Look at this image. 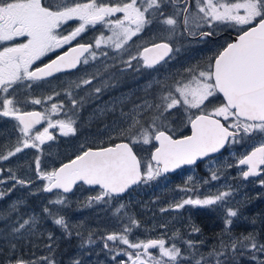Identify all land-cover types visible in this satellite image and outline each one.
I'll return each instance as SVG.
<instances>
[{
    "label": "snow or ice",
    "instance_id": "1",
    "mask_svg": "<svg viewBox=\"0 0 264 264\" xmlns=\"http://www.w3.org/2000/svg\"><path fill=\"white\" fill-rule=\"evenodd\" d=\"M191 2L192 0H184L182 9L176 8L172 15H165L164 6L169 3L175 6L179 0H71V3L69 0H0V93L4 94L0 96V116L13 117L19 122L20 131L24 134L23 148H39L45 139H53L48 132L49 128L58 125L65 136L74 134L75 128L71 121H56L54 124L48 119V126L43 131L37 130L34 135L29 136L35 125L46 117L40 112H21L17 105L22 101L16 98L15 86L18 83L25 80L37 81L64 69L76 68L84 53H89V57L94 60L96 53L91 50L99 48L102 43L110 44L117 50L124 49L132 37L143 32L153 22L166 26L170 34H175L180 27L178 18L181 15L185 29L189 24H195L199 28L201 22L209 26L215 22L227 23L238 29L236 39L227 43L205 68L196 66L185 69L187 79L182 77L172 88L163 92L159 97L161 103L153 105L146 101L145 105L137 106L155 109L146 125L142 120L133 118L132 123L120 131L119 135L123 137L120 143L85 150L58 169L39 173L38 178L47 182L43 191L59 189L63 193H69L78 182H82L100 186L103 191L95 199L103 200L104 197L121 194L141 181L154 180L181 165L194 164L197 159L218 152L230 139L237 142L236 138L241 132L244 135L264 134V0H195L194 15L189 14ZM113 16L116 19H111ZM70 20H78L80 23L67 35L59 32L62 25ZM97 24L109 26L112 35H101L95 39L94 44L78 43L43 66L36 64L48 53L64 45H71L89 26ZM188 34L196 35L194 32ZM200 35L208 36L211 33L201 32ZM137 47L136 54H130L129 59L124 61L129 68L133 67V60L138 62L137 66L142 61L143 66L152 68L172 52V47L167 42ZM89 57L83 60L84 64H88ZM82 83L90 84L91 80L84 79ZM26 87H31V84ZM100 90L95 89L96 92ZM218 94H222V101L214 104L209 98ZM31 103L41 104L42 101L33 99ZM178 108L187 114L185 126L190 125L191 134L174 138V132L170 134L172 130L166 121L174 115L172 110ZM191 109H196L197 112L191 113ZM57 110L58 106L52 104L51 111L55 113ZM240 138L243 139V136ZM139 144H152L154 150L150 157L137 155L134 147ZM21 151L22 147L18 143L14 151L9 150L6 155H0V160H7ZM239 163L248 166L247 171L242 172L244 178L260 175L264 171L261 168L264 166V140L240 159ZM39 167L37 159L38 172ZM217 178L215 175L212 177ZM12 179L16 177L13 176ZM16 182L21 185L30 183L18 179ZM229 195V192H220L204 199L188 198L175 207L213 205L224 202ZM65 201L66 198H57L50 203L64 205ZM43 211L55 215L48 207ZM237 215V210L227 209L226 230L233 223L231 218ZM28 223L25 220L15 231L24 229ZM54 223L68 228L63 216L55 218ZM124 231L128 232L129 229L125 228ZM193 231L199 229L193 228ZM106 239L142 250L125 252L131 264H169L182 258L181 249L175 243L166 247L164 239L130 242L124 234H110ZM91 242L89 238V243ZM186 243L189 247L193 246L192 241ZM238 245L245 250L250 248L264 253V243L258 244L252 234L232 241L233 257ZM149 249H158L159 258L154 257ZM221 249L215 255H226L227 246L223 241ZM145 256L147 259L143 258ZM165 257L167 260H164ZM252 259L258 258L253 255ZM16 264L26 262L19 259ZM49 264L55 262L49 261ZM75 264H79V261ZM196 264H201V260H197ZM217 264L222 262L218 259ZM258 264H264V260H259Z\"/></svg>",
    "mask_w": 264,
    "mask_h": 264
},
{
    "label": "rangeland",
    "instance_id": "2",
    "mask_svg": "<svg viewBox=\"0 0 264 264\" xmlns=\"http://www.w3.org/2000/svg\"><path fill=\"white\" fill-rule=\"evenodd\" d=\"M194 14L195 11L190 13ZM111 19H116V16ZM79 23L77 20L76 27ZM89 30L87 28L83 33L86 34ZM162 31L163 29L160 30ZM88 34L93 35L95 41L101 35L111 36L112 32L109 26L104 25ZM158 34L160 33L157 31L156 36ZM167 35L179 45L171 60L153 73L144 69L142 61L137 66L138 62L133 60L131 68L124 63L130 54H136L138 50L135 42L144 38V34L132 37V46H126L124 49L117 50L105 43L97 48L96 58H107V61L100 66H90L91 78L96 82L91 81V89L85 88L87 84L82 86L85 88L84 94L79 93L80 89H76L79 94L76 93L75 100V141H44L36 149L23 148L21 141H0V155H6L9 150L14 151L18 143L22 147L21 152L7 160H0V169L14 172L16 179L12 188L16 187L14 190L23 197L11 209L0 210V215H3L0 217V226L8 227L0 228V264H16L19 259L26 264H49V261L67 264L66 260L72 264L76 261H79V264H131L125 252L135 253L142 250L129 248L119 241H108L106 238L110 234L127 235L130 242L164 239L166 247L175 243L181 249L182 258L169 264H196L197 260H201V264H217L218 259L222 264H258L259 260H264V253L255 252L250 248L245 250L239 245L235 257L231 252L232 241L249 233L256 237L258 244L264 243V235L261 237L257 227L264 221V183H261L264 176L245 179L242 175L244 167L239 166V160L256 144L259 145L264 139V134L253 133L244 135L243 139H236L237 142L232 143L225 156L208 164L207 169L210 171L207 175L195 171L179 177H165L162 174L154 180L142 182L121 197L112 195L104 197L103 200H96L95 197L101 194L99 189L85 185L79 186L71 195L46 193L42 190L47 182L38 178L39 173L55 170L57 163L62 164L66 159L81 154L90 144L99 145L105 141L123 139L119 133L132 123L133 118L142 120L146 125L155 109L138 108V105L143 106L146 101L153 105L161 103L159 97L163 92L172 88L182 77L187 79L185 69L206 67L205 54H199L195 49H183L185 54L180 56L182 44L178 42L181 40L179 29L175 34L168 32ZM98 68L106 74L103 78L97 75ZM118 72H122L123 76H117ZM80 78L81 76H76L75 80ZM97 84L107 88V96L100 105L94 104L89 111L87 108L94 102ZM84 100L87 102L85 121L80 119ZM190 111L197 112L196 109ZM172 112L174 115L170 116L166 123L176 133L186 131L187 114L179 108L173 109ZM99 115L103 116L101 120L97 118ZM80 120L84 122L83 126L85 123H93V129L88 126L78 129ZM135 149H138L139 156L150 157L153 146L139 144ZM37 159L40 164L39 172L36 168ZM213 175L218 178L212 179ZM17 179L33 184L21 185L16 182ZM220 192L230 193L224 202L208 206L175 207L185 199H204ZM57 198H66L65 204L50 203ZM21 204L22 206L18 207ZM253 206V210H250ZM45 207L51 209L55 215L45 213ZM227 209L237 210L238 215L231 218L233 223L226 230ZM201 210L208 211L214 217V222L212 219L207 220V228L203 227L204 220L197 222L195 219ZM59 216L64 217L68 224L67 229L54 223V219ZM25 220L29 223L24 229L16 232L15 229ZM4 221L6 222L3 223ZM239 222L246 223L252 231L238 229ZM125 228L129 231L125 232ZM193 228H198L199 231H193ZM203 229L206 232L214 229L217 234L210 238L211 234H207ZM187 241H192L193 246L189 247ZM221 241L227 246V252L226 255L217 256L215 253L222 251ZM149 252L159 258L158 249H149ZM210 253L213 254L209 255ZM248 253L251 256H248ZM253 255L258 259L253 260ZM43 257L48 259H42ZM143 258L147 259L146 256ZM164 260H167V257Z\"/></svg>",
    "mask_w": 264,
    "mask_h": 264
},
{
    "label": "flooded vegetation",
    "instance_id": "3",
    "mask_svg": "<svg viewBox=\"0 0 264 264\" xmlns=\"http://www.w3.org/2000/svg\"><path fill=\"white\" fill-rule=\"evenodd\" d=\"M183 7H184V0H179V3L176 4L175 6L169 3L164 6L165 15H172L175 12L176 8L182 9ZM194 11L196 12L195 0H192L191 6L189 7V14ZM182 20H183V16L181 15L178 18V23L180 24L179 30L181 34V40L178 42L180 43V45L182 44V48L180 50L181 51L180 56L185 54V51L183 49H186V51L187 49H190V50L195 49V51H197L199 54H205L206 66L208 65L210 60L214 59V57L218 54V52L221 51L223 47L226 46L227 43L233 42L238 34V29L231 27L227 23L215 22L211 24V26H209L207 23L201 22V26L199 28H197L195 24H189L187 29H185V27L182 24ZM76 22L77 20H70L67 23L63 24L62 27L58 31L63 33L64 35H67L69 32H71L72 30L76 28ZM153 23L155 25L152 24L150 26L152 28L146 27L144 31L140 33V34L145 35L144 38L140 39L138 42H135V43L138 46V45H144V44L150 45L152 43L167 42L171 44L172 46V53L168 58L156 64L152 68H148L144 66V69L147 72H151V73L155 71H159L163 66H165L171 60L173 55L176 53L177 46L179 45L176 43V41H172L171 39H169L167 35L168 31H167L166 26H163L156 22H153ZM102 26L104 25L97 24L94 27L89 26L88 28L90 30L87 31L86 34L84 33L80 34V36H78L76 40H73L71 42V45H64L63 47L56 49L53 52L48 53L45 57H42L40 61H37L36 64L43 66V64L49 63L52 59H55L58 55L63 54L70 47L76 46L78 43L94 44L95 42L94 36L88 34V32L91 33L92 30L96 28H101ZM161 29H163L162 32H160ZM157 31L160 34L156 36ZM189 32H194L196 33V35H189L188 34ZM201 32H210L211 35L201 36L200 35ZM131 42L132 41H128V43L124 47L132 46ZM137 46L135 45V47ZM136 49L138 50V47ZM91 51L96 52L97 48L94 47ZM86 57H89V53H86L84 56L81 57L80 59L81 63H79V65L76 68L64 69L61 72L55 73L50 77H45L37 81L25 80L22 83H18L15 86V88L17 89L16 98L22 101V103L17 105L20 108L21 112H40L43 116L46 117V119L42 120L40 124L35 125V127L29 133V136L34 135L37 130L43 131V129L48 126V119H50L54 124L56 123V121H65V122L71 121L72 126L75 128L74 134H70L67 136L63 135L59 129V126L57 125L56 127H52L48 129V132L53 137V139L51 140L45 139V141H75L76 139V108H75V104H73V101L76 100L77 94L81 92L83 93V89L85 88L91 89L92 82L89 85L87 84L85 88L82 87L83 85H85L82 83L84 79H90L91 81L94 80V78H91L92 73L89 72L91 70L90 66L92 64L94 66H100L102 63L107 61V58H105V60L102 58H95L93 60L89 57L88 64H84L83 60ZM35 66L36 65H33V67ZM96 72H98L97 75L101 78H103L106 75L104 74V71L101 72L100 68L96 69ZM119 75L123 76V73L118 72L117 76ZM76 76H81V78L76 81L75 80ZM28 84H31V87H26V85ZM96 88H100L101 90L100 92H96L94 90L95 99L93 100L94 102L92 101L93 104H90L91 102L89 103L90 105H88V108H87L89 111H91V107H93L94 104H96L97 106L100 105L103 102V99L107 96L106 87L103 88V86L97 84ZM76 89L78 90L80 89L81 91L79 90L80 92L77 93ZM3 95H4L3 93H0V96H3ZM48 97H51V99H48ZM33 99H40L42 103L33 104L31 103ZM209 99L213 101L214 104H219L222 101V95L218 94L216 97H210ZM205 103L207 104L208 101H206ZM52 104H56L58 106V110L55 113L51 111ZM84 106L85 107L87 106L86 100H84ZM102 117L103 116L99 115V117L97 118L101 120ZM82 123L84 122H82L81 120L78 123V129L80 130L84 128ZM20 127L21 126L19 125V122L15 120L13 117L0 116V141H21L22 142L24 138V134L20 131ZM189 133H190V125L186 126V133L183 134V136L188 135ZM241 136H244L242 132L237 136L236 139L240 138ZM29 143H32V141L29 140ZM232 143L233 142L230 139L228 146L222 153L217 154L215 156L208 157L207 159L198 163L196 166L189 167V168H183L176 173L167 174V175L163 174V175L165 177H179L182 175L184 176L186 173L193 172V171L207 175L208 174L207 172L210 171L207 169L208 164L214 159L225 156V153L232 146ZM256 146H258V144H256ZM28 149H36V148L28 147ZM135 151L137 152V155L139 156L138 149H135ZM67 160L69 159H66L65 161H63V163L66 162ZM59 164L60 163H57V167L61 165ZM245 169L246 168L244 167L243 170ZM13 176L15 177L14 172L7 170V169L0 172V181H2L0 182V193H3V195H0V210H4V209L9 210L16 205V202H18V200L23 199V197L17 194V190H14L16 187L12 188V186L15 183V179H12ZM262 176H264V171H262V174L259 177H262ZM30 184H33V183L30 182ZM93 189H99L101 193L103 191L102 188H93ZM53 193L64 194L61 191H54ZM65 195H71V194H65ZM20 206H22V204L19 205L18 207ZM195 219L197 220V222L203 221L205 219L206 220L212 219L211 221L214 222V217L210 215L208 211L206 210H201L200 213H197ZM203 225H204L203 227H205V224ZM203 231L206 232L205 229H203ZM206 233L211 234L210 238H212L213 236H215V234H217V232L214 229Z\"/></svg>",
    "mask_w": 264,
    "mask_h": 264
},
{
    "label": "water",
    "instance_id": "4",
    "mask_svg": "<svg viewBox=\"0 0 264 264\" xmlns=\"http://www.w3.org/2000/svg\"><path fill=\"white\" fill-rule=\"evenodd\" d=\"M236 39V38H235ZM234 39V40H235ZM160 43H163V42H160ZM89 44H91V43H89ZM87 45V44H86ZM170 46H171V44H170ZM172 47V46H171ZM171 53L172 52H170L166 57H165V59L166 58H168L170 55H171ZM86 53H84L83 54V56L85 55ZM82 57V56H81ZM81 57H80V59H81ZM164 59V60H165ZM79 65V64H78ZM77 65V66H78ZM222 95V94H221ZM191 134V132L188 134V135H190ZM182 137V136H181ZM174 138H178V137H174ZM121 141H118V142H116V143H120ZM228 143L229 142H227L225 145H224V147L223 148H221L218 152H215V153H209V155L208 156H205V157H201V158H199V159H197L196 160V162L194 163V164H191V165H181L179 168H177V169H174V170H170L169 172H167V173H164L165 175H167V174H172V173H176V172H178L179 170H181V169H183V168H189V167H193V166H196L198 163H200V162H202L203 160H205V159H207L208 157H211V156H215V155H217V154H220V153H222L225 149H226V147L228 146ZM113 145V144H112ZM108 146H111V145H108ZM104 147H107V146H104ZM98 148H101V147H98ZM98 148H96V147H89L88 149H92V150H96V149H98ZM88 149H86V150H88ZM253 150V149H252ZM251 150V151H252ZM135 151V150H134ZM250 151V152H251ZM249 152V153H250ZM248 153V154H249ZM247 155V154H246ZM75 158V157H74ZM73 158V159H74ZM242 159V158H241ZM70 161V160H69ZM69 161H66L65 163H67V162H69ZM64 164V163H63ZM62 166V164L59 166V167H61ZM239 166H241V167H245L246 169H245V171H247V168H248V166L247 165H241L240 163H239ZM58 167V168H59ZM57 168V169H58ZM261 168H263V166H261ZM261 174H262V172H261ZM260 174V175H261ZM260 175H257V176H249V177H247V178H245V179H250V178H258ZM142 183V181L140 182V183H138V184H135V185H132V186H130L125 192H123V193H121V194H118V195H116V194H114V196H116V197H119V196H123V195H125L127 192H129L130 190H132L133 188H135L136 186H138L139 184H141ZM80 184H82V182H78L74 187H73V189H72V191L71 192H69V193H65V194H70V193H72L74 190H75V188L78 186V185H80ZM84 184V183H83ZM87 187H89V188H101L100 186H98V185H87V184H85ZM53 191H61V192H63L62 190H59V189H54ZM52 191V192H53ZM46 192V191H45ZM47 193H51V192H47Z\"/></svg>",
    "mask_w": 264,
    "mask_h": 264
},
{
    "label": "trees",
    "instance_id": "5",
    "mask_svg": "<svg viewBox=\"0 0 264 264\" xmlns=\"http://www.w3.org/2000/svg\"><path fill=\"white\" fill-rule=\"evenodd\" d=\"M82 112L80 113V119L81 120H83L84 119V121H85V117H84V114L87 112V110L85 109L86 107L83 105L82 107ZM85 126H88L90 129H93V127H94V124L93 123H86L83 127H85ZM172 131L170 132L171 134L174 132V136H180V135H183V133L185 134L186 133V131H184V132H180V133H176L173 129H171ZM122 140V139H121ZM117 141V139H113V140H109V141H105V142H103V143H101V144H99V145H95V144H90L89 145V147H96V148H98V147H102V146H108V145H111V144H113L114 142H116ZM88 147V148H89ZM84 150H86V149H84ZM73 157V156H72ZM253 208H254V206L252 207V208H250V210H253ZM253 212V211H252ZM1 216H3V215H0V217ZM238 220H240V219H237V221ZM1 221V220H0ZM205 222H203V224H205V227L207 228V225H208V221L207 220H204ZM6 221H4L3 223H5ZM246 223H244V222H239L237 225L238 226H240L238 229H248V230H250L251 229V227H249V226H246L245 225ZM1 227H6V229H8V227L6 226V225H3V226H0V228ZM257 227H258V229H259V232H260V235H261V237H263V235H264V233H263V229H264V221L262 220V222H261V224L260 225H257ZM254 228V227H253ZM251 231H252V229H251ZM256 232V231H255ZM245 233V232H244ZM250 234V233H249ZM248 256H251V254L250 253H248ZM66 262H67V264H72L71 263V261H67L66 260ZM64 264H66V263H64Z\"/></svg>",
    "mask_w": 264,
    "mask_h": 264
}]
</instances>
